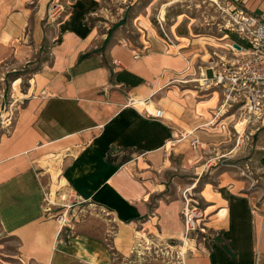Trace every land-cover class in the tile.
I'll return each mask as SVG.
<instances>
[{
  "label": "crops",
  "instance_id": "obj_1",
  "mask_svg": "<svg viewBox=\"0 0 264 264\" xmlns=\"http://www.w3.org/2000/svg\"><path fill=\"white\" fill-rule=\"evenodd\" d=\"M56 1L0 0V64L45 56L0 135V235L16 242L23 264H103L99 239L80 233L63 243L45 212L46 188L67 189L110 216L115 247L139 224L181 236L184 202L168 199L157 182L161 172L196 160V148L217 144L222 130L210 125L220 92L201 91L195 80L242 54L229 49L239 42L229 33L217 42L172 45L151 33L137 45L104 43L88 21L100 0H62L67 13L53 25L46 21ZM215 1L264 18V0ZM155 109L163 119L153 118ZM219 189L203 192L214 238L181 264H264V201L238 194L234 184Z\"/></svg>",
  "mask_w": 264,
  "mask_h": 264
},
{
  "label": "rangeland",
  "instance_id": "obj_2",
  "mask_svg": "<svg viewBox=\"0 0 264 264\" xmlns=\"http://www.w3.org/2000/svg\"><path fill=\"white\" fill-rule=\"evenodd\" d=\"M224 3L214 0H100L88 21L97 27L104 43L128 40L137 45L140 38L146 40L151 33L163 41L168 38L172 45L196 39L217 42L228 34L225 25L229 16L222 7ZM67 7L62 0L51 3L46 22L56 25L62 21ZM40 59L44 60L45 56L38 55L37 64L35 61L20 64L13 59L0 64V135L11 126L16 105L27 94ZM216 90L220 92L222 103L214 116L217 122L210 126L218 125L222 130L217 144L198 150V144L191 143V148H196V160L188 162L183 170L161 172L157 182L164 184L162 193L168 199L180 197L184 205L188 201L196 207L204 221L203 226L199 223L203 230L187 234L183 229L178 237L160 233L153 224H139L133 226L131 234L122 232L125 238L122 246L116 248L113 241L118 227L110 216L77 202L67 189L49 185L45 191V212L56 222L63 218L60 235L64 244L82 233L103 243L108 253L103 264H181L185 256L195 253L214 238L213 230L206 226L212 213L205 211L210 203L203 192H216L220 186L234 184L238 194L256 199V204L264 201V118L245 126L240 104L226 106L221 91ZM226 117H230L229 120L222 123ZM180 218L184 226L181 213ZM16 253V242L0 235V264H23Z\"/></svg>",
  "mask_w": 264,
  "mask_h": 264
},
{
  "label": "built area",
  "instance_id": "obj_3",
  "mask_svg": "<svg viewBox=\"0 0 264 264\" xmlns=\"http://www.w3.org/2000/svg\"><path fill=\"white\" fill-rule=\"evenodd\" d=\"M53 6L63 10L61 6L56 4ZM222 7L229 16L225 29L243 43H236L240 49L233 46H230V49L242 54V58L234 64H219L211 69L209 75L205 72L200 73L195 82L201 91L219 89L224 97L223 104L226 106L240 104L244 112L243 124L248 126L253 121L264 118V18L248 13L235 3L225 2ZM166 39L165 42L171 44V41ZM153 118L163 119V111L153 110ZM192 144L197 145L198 141L193 140ZM181 214L187 234L203 230L199 225V223L204 225L201 213L188 201L185 202ZM57 223L61 229L64 225L63 218L57 219Z\"/></svg>",
  "mask_w": 264,
  "mask_h": 264
},
{
  "label": "water",
  "instance_id": "obj_4",
  "mask_svg": "<svg viewBox=\"0 0 264 264\" xmlns=\"http://www.w3.org/2000/svg\"><path fill=\"white\" fill-rule=\"evenodd\" d=\"M233 47L236 48V49H240V46L237 45V44H234Z\"/></svg>",
  "mask_w": 264,
  "mask_h": 264
},
{
  "label": "trees",
  "instance_id": "obj_5",
  "mask_svg": "<svg viewBox=\"0 0 264 264\" xmlns=\"http://www.w3.org/2000/svg\"><path fill=\"white\" fill-rule=\"evenodd\" d=\"M238 41H239L238 43L243 44L239 39H238Z\"/></svg>",
  "mask_w": 264,
  "mask_h": 264
}]
</instances>
